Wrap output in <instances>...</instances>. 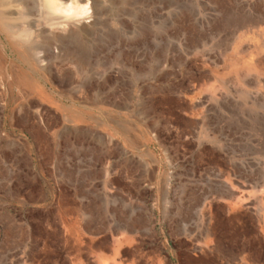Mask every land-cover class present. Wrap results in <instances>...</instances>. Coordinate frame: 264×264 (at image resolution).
I'll return each instance as SVG.
<instances>
[{"label": "rangeland", "instance_id": "rangeland-1", "mask_svg": "<svg viewBox=\"0 0 264 264\" xmlns=\"http://www.w3.org/2000/svg\"><path fill=\"white\" fill-rule=\"evenodd\" d=\"M97 13L81 65L0 33V264H264V0Z\"/></svg>", "mask_w": 264, "mask_h": 264}, {"label": "clouds", "instance_id": "clouds-1", "mask_svg": "<svg viewBox=\"0 0 264 264\" xmlns=\"http://www.w3.org/2000/svg\"><path fill=\"white\" fill-rule=\"evenodd\" d=\"M93 0H35L36 15L29 14L22 0H0V31L7 32L13 41L31 45L36 40L37 31L48 29L49 33H65L70 26L91 23L94 18ZM16 15H9L11 11ZM36 21L35 28L31 27ZM35 55L40 63L44 52Z\"/></svg>", "mask_w": 264, "mask_h": 264}, {"label": "bare ground", "instance_id": "bare-ground-1", "mask_svg": "<svg viewBox=\"0 0 264 264\" xmlns=\"http://www.w3.org/2000/svg\"><path fill=\"white\" fill-rule=\"evenodd\" d=\"M22 3L24 4L29 14L33 16L36 15V9L34 6L35 0H22ZM92 6L94 9V15H98L97 0H93ZM16 14L17 13L14 10L9 13V15H16ZM35 25H36V21L34 20L30 24V26L35 28ZM48 31L49 30H43V29L38 30L36 35V40L31 45H24L15 42V44L12 45V49L15 48L21 49L22 52L24 53V56L28 58V60L35 66L40 65V58H37V56L35 55L36 51L42 50L44 52V56L42 57V59L44 60L46 59L47 56L50 55V47L53 44L56 45L58 44L60 46L61 51L65 52V54L67 53L69 55H72V57H75L77 59L75 60L78 61L79 65H81V63H83V61L88 57V55H90L91 48L87 45L84 39L81 38V36L76 30L70 29L68 30V32L65 33H60V32L49 33ZM0 33L5 37L7 42L10 41L11 38L7 32L0 31ZM0 77L10 79L13 84L12 86L15 85L18 89L19 88L24 89L28 92L37 91V88L32 81V76L30 75V73H27L24 69L19 68V66H17L14 62H8L4 60V58L2 59V56H0ZM230 195L231 194H229V196ZM226 196H227L226 193L220 194L221 198H224ZM212 242H214V239H212L209 233H205L202 241L200 242L201 245L205 247L203 254L204 259L212 258L213 253L219 251V248H217L216 246H215L216 248L211 247Z\"/></svg>", "mask_w": 264, "mask_h": 264}, {"label": "crops", "instance_id": "crops-1", "mask_svg": "<svg viewBox=\"0 0 264 264\" xmlns=\"http://www.w3.org/2000/svg\"><path fill=\"white\" fill-rule=\"evenodd\" d=\"M232 196V194L230 195V197Z\"/></svg>", "mask_w": 264, "mask_h": 264}]
</instances>
